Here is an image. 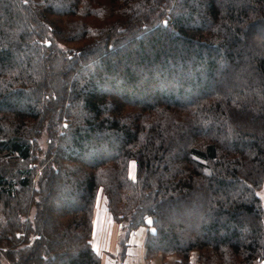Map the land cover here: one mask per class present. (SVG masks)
Masks as SVG:
<instances>
[{
  "label": "trees",
  "instance_id": "16d2710c",
  "mask_svg": "<svg viewBox=\"0 0 264 264\" xmlns=\"http://www.w3.org/2000/svg\"><path fill=\"white\" fill-rule=\"evenodd\" d=\"M263 186L264 0H0V258L100 264L102 189L124 250L264 264Z\"/></svg>",
  "mask_w": 264,
  "mask_h": 264
},
{
  "label": "crops",
  "instance_id": "0c3cea01",
  "mask_svg": "<svg viewBox=\"0 0 264 264\" xmlns=\"http://www.w3.org/2000/svg\"><path fill=\"white\" fill-rule=\"evenodd\" d=\"M92 247L100 258L101 264H116L122 260V264H166L161 256L155 259H147L145 239L148 232L147 227H141L133 231L127 241V248L123 257L118 252V238L121 233V226L113 222L111 217L102 213L98 220V213L95 212ZM148 223V222H147ZM100 225V227H99ZM110 226V227H109ZM114 231H112V228ZM120 254V257H118ZM167 264H171L168 261Z\"/></svg>",
  "mask_w": 264,
  "mask_h": 264
},
{
  "label": "rangeland",
  "instance_id": "374dc122",
  "mask_svg": "<svg viewBox=\"0 0 264 264\" xmlns=\"http://www.w3.org/2000/svg\"><path fill=\"white\" fill-rule=\"evenodd\" d=\"M101 3H103V2H101ZM91 19H93V18H91ZM167 19H168V17L165 18V19H163L162 20V23L163 24H166L167 23ZM78 45H80V43H76V44L70 43V46H78ZM67 46H69V45H67ZM28 103L29 102L25 101L24 102V105H27ZM43 119L46 120V117L44 116ZM45 120H44V123L47 121V120L46 121ZM61 125H62V127H67L68 121L65 118H63ZM45 134L46 133L43 130L42 131V136L39 139L40 146H41V148L43 150L46 149L45 142L47 140V135H45ZM136 174H137V163H136L135 160H130L129 163H128V176H129L130 179L135 180ZM67 193H68V190L67 189H64L63 191H61V190L56 191V194L51 199L52 200V203H54L55 205L56 204H60V201L62 202L67 197H70V196H67L69 194V193L68 194ZM258 195H259V198H260L261 206H262V208L264 210V186L258 191ZM95 212L98 213V216H99L98 220L99 221H101L100 220V217H101L102 213H106V214H108L111 217V219L113 220V222H115L116 224H118V226L119 225L121 226V233L119 235L117 245H118V252H122L124 250L123 247H122V243H121L122 242V238L124 236L123 227H122V224L120 222H118V221L115 220V218L111 214L110 210L108 209V207H107V198H106V196H105V194H104V192H103L102 189H100L98 191V194H97V197H96V200H95V204H94L93 220H92L93 230H94V222H95L94 221L95 220V218H94ZM147 222H148V224H151V219L148 218ZM148 224L147 225L138 226L137 228H135L134 230H132L131 233L133 231L141 228V227H147L148 232H149L150 229H151V227ZM99 227H100V225H99ZM112 231H114L113 228H112ZM148 232H147V235H146V239H147V236H148ZM131 233H130V235H131ZM130 235H129V237H130ZM129 237H128V240H129ZM146 239H145V246H146ZM92 241H93V231H92V237H91V244H92ZM124 251H126V250H124ZM146 251H147V249H146ZM146 255H147V252H146ZM158 256H161L162 259L164 261H166L167 263H168V261H170L171 264H180L179 257L177 255H174V254H162V253H158V254L152 255L151 257H149L147 255V259L153 260V259H155ZM118 257H120V254H119ZM118 262L119 261L117 260L116 264ZM189 262H190V264H207L206 263V260L204 258H202L201 253H199L197 250L191 251V253L189 255ZM212 262L213 263H210V264H217V261L216 260H214ZM0 264H11V262L4 255H2L1 258H0ZM100 264H101V262H100Z\"/></svg>",
  "mask_w": 264,
  "mask_h": 264
}]
</instances>
